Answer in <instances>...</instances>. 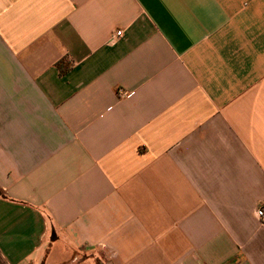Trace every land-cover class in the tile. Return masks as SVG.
Here are the masks:
<instances>
[{
    "label": "crops",
    "instance_id": "0c3cea01",
    "mask_svg": "<svg viewBox=\"0 0 264 264\" xmlns=\"http://www.w3.org/2000/svg\"><path fill=\"white\" fill-rule=\"evenodd\" d=\"M0 189V264H264V0H0Z\"/></svg>",
    "mask_w": 264,
    "mask_h": 264
},
{
    "label": "built area",
    "instance_id": "2783aa9c",
    "mask_svg": "<svg viewBox=\"0 0 264 264\" xmlns=\"http://www.w3.org/2000/svg\"><path fill=\"white\" fill-rule=\"evenodd\" d=\"M121 34H122V32L119 31V32H117L116 35L121 36ZM132 95H133V92H123L122 93L123 97H131ZM257 215L262 221H264V205H262L260 208H258Z\"/></svg>",
    "mask_w": 264,
    "mask_h": 264
},
{
    "label": "trees",
    "instance_id": "16d2710c",
    "mask_svg": "<svg viewBox=\"0 0 264 264\" xmlns=\"http://www.w3.org/2000/svg\"><path fill=\"white\" fill-rule=\"evenodd\" d=\"M58 65L60 66V69H61V73L62 74H65L66 73V71H67V69L65 68H63V67H61V65H60V63H58ZM0 195H3V191L0 189Z\"/></svg>",
    "mask_w": 264,
    "mask_h": 264
}]
</instances>
